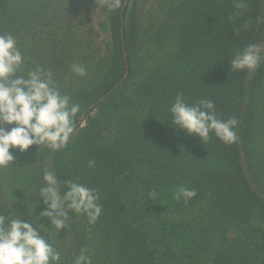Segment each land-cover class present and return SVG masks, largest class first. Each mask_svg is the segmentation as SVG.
<instances>
[{
    "label": "trees",
    "instance_id": "trees-1",
    "mask_svg": "<svg viewBox=\"0 0 264 264\" xmlns=\"http://www.w3.org/2000/svg\"><path fill=\"white\" fill-rule=\"evenodd\" d=\"M131 2L122 33L125 0L115 12L101 0H0V33L16 37L25 71H53L80 105L76 123L96 104L65 149H10L0 213L9 214L11 191L24 221L25 201L38 202L31 218L39 216L45 206L35 190L49 170L101 193L94 225L74 213L59 232L48 218L38 221L62 264H74L81 249L92 264H264V25L256 24L264 0H245L235 20L233 0H157L153 14L146 0ZM94 18L104 19L109 39L101 41ZM248 44L260 46L258 68L232 71ZM73 63L88 75L73 74ZM178 92L190 104L212 100L222 120L235 116L238 141L227 145L212 133L204 144L170 126ZM181 185L196 190L187 203L173 199Z\"/></svg>",
    "mask_w": 264,
    "mask_h": 264
},
{
    "label": "clouds",
    "instance_id": "clouds-1",
    "mask_svg": "<svg viewBox=\"0 0 264 264\" xmlns=\"http://www.w3.org/2000/svg\"><path fill=\"white\" fill-rule=\"evenodd\" d=\"M122 4L123 0H101V6L109 12L120 10ZM246 6L245 0H233L236 11L229 18L235 20ZM256 24L264 25V15L256 17ZM25 61L16 37L11 32L0 33V170L13 165L14 156L10 151L13 148L22 153L32 146L57 152L65 149L76 131V119L81 112L80 105L62 92L51 69L36 64L25 71ZM260 62V46L248 44L237 51L230 66L232 71L251 72ZM70 71L82 79L88 75L87 67L80 63L71 64ZM169 112L173 117L170 126L201 138L204 144L212 133L227 145L238 141V119L235 116L228 120L218 118L215 103L210 99L190 104L178 92ZM88 167L94 168L95 161L90 160ZM35 191L45 210L32 219L38 202L33 200L36 206L30 207L25 201L28 221L23 220L22 213L13 210V204L18 201L8 192L10 212L0 213V264H62L61 252L46 234L48 228L38 221L48 218L53 226L51 230L59 232L69 224L70 213L86 217L92 225L102 215L98 189L72 179L61 180L54 171L43 172L42 183ZM196 195L195 189L181 185L175 188L173 199L187 203ZM149 196L154 198L156 193L150 192ZM74 264H92L87 249H81Z\"/></svg>",
    "mask_w": 264,
    "mask_h": 264
},
{
    "label": "rangeland",
    "instance_id": "rangeland-1",
    "mask_svg": "<svg viewBox=\"0 0 264 264\" xmlns=\"http://www.w3.org/2000/svg\"><path fill=\"white\" fill-rule=\"evenodd\" d=\"M132 2L130 3V6H131ZM159 3L157 2V0H146V7L147 9H149L150 13L149 14H153V12H155V9H154V6L155 5H158ZM94 21H95V25L97 27V29L99 30V32L102 34V37H101V41L102 40H106V39H109V35H108V32L106 31V28L104 27V19L103 18H94ZM106 24V23H105ZM82 36V35H81ZM169 44L167 46H164L161 51V54L162 53H166L167 51H170L171 50V47H172V41H168ZM154 47H152L151 49H153ZM160 56V53H157V56L156 57H159ZM85 125V123H84ZM83 125V126H84ZM14 158H15V153H11Z\"/></svg>",
    "mask_w": 264,
    "mask_h": 264
},
{
    "label": "water",
    "instance_id": "water-1",
    "mask_svg": "<svg viewBox=\"0 0 264 264\" xmlns=\"http://www.w3.org/2000/svg\"><path fill=\"white\" fill-rule=\"evenodd\" d=\"M130 3H131V0H125V3L123 5L122 17H121V21H122V30L121 31H122V33L124 31V23H125L124 14H125L127 7L130 5ZM125 56H126V53H125ZM128 74H129V72H128V67H127V72L125 74V78H127ZM103 100H104V98H103ZM95 107H96V104L90 106L86 111H84L82 113V115L78 119V122L76 123V128L84 125V123L86 122L87 115H88L89 111L93 110Z\"/></svg>",
    "mask_w": 264,
    "mask_h": 264
}]
</instances>
